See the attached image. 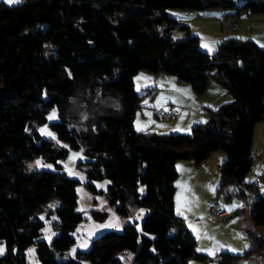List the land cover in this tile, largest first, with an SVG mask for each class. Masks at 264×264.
Instances as JSON below:
<instances>
[{
    "label": "trees",
    "instance_id": "1",
    "mask_svg": "<svg viewBox=\"0 0 264 264\" xmlns=\"http://www.w3.org/2000/svg\"><path fill=\"white\" fill-rule=\"evenodd\" d=\"M233 10L264 14V0H21L0 3V264H27L35 247L38 264H187L205 261L184 220L175 214L176 162L200 164L221 150L222 185L240 189L253 160V135L264 124V51L250 41L223 39L213 54L199 49L188 26H179L167 10ZM179 29L187 35L171 40ZM140 72L164 73L202 93L209 80L221 85L232 101L210 112L189 135L138 132L133 127L141 97L133 78ZM79 88L117 102V109L92 120L84 132L65 118ZM55 113L58 120L49 122ZM48 124L44 136L35 126ZM58 144H61L58 145ZM62 144L66 145L63 147ZM68 148L92 161L87 187L107 181L110 205L119 216L130 207L145 211L140 226L96 237L86 252L65 259L74 232L83 222L76 211L78 182L58 163ZM36 159L53 171L26 165ZM244 190L238 196L244 194ZM58 201L60 206L46 212ZM45 220L54 219L57 236L41 240ZM98 218V215H95ZM251 219L264 227V197L253 203ZM238 257L222 254L218 264Z\"/></svg>",
    "mask_w": 264,
    "mask_h": 264
},
{
    "label": "rangeland",
    "instance_id": "2",
    "mask_svg": "<svg viewBox=\"0 0 264 264\" xmlns=\"http://www.w3.org/2000/svg\"><path fill=\"white\" fill-rule=\"evenodd\" d=\"M209 12L233 13V10L216 9L201 13L191 10H167L171 18L172 15L178 14V20L173 19L179 26L189 27L190 35L199 39V49L204 53L213 55L225 38L250 41L264 51V14L241 13L234 19L228 17L236 24V30L229 32L222 26V18L219 19V16H203ZM186 39L187 35L179 29L171 35L173 42ZM133 86L135 93L141 97L140 107L133 122V127L138 132L189 135L194 126L188 123L189 120L199 119L197 124H204L210 118L211 111H216L221 105L232 101L231 95L214 80H209L206 89L198 94L190 85L179 83L174 76L140 72L133 78ZM117 108L116 101L94 95L86 88H79L76 96L70 101L65 118L78 130L87 132L92 128L93 119ZM159 110L167 112L170 118L167 121L159 119L156 116ZM205 110L208 115L204 114ZM56 120L58 117L55 113L48 118L49 122ZM47 125H36L35 129L44 136L50 135ZM253 143L252 165L245 177L243 189L234 184L222 185L220 168L227 158L224 151L212 152L200 164L193 161L176 162L178 176L174 183L175 214L184 220L197 242V253L206 259H190L187 264H218L222 254L238 257L233 264H264V227H255L251 219L254 201L258 197H264L263 123L256 125ZM62 146L66 147L64 144ZM91 161L83 151L69 148L65 159L58 161L64 172L78 182L76 211L84 217L73 234L75 244L65 252L66 260L74 258L78 252L88 251L91 242L104 233H120L125 226L134 223L139 227L145 215L144 210L132 206L128 216H119L116 212L118 204H109L107 181L93 183L98 193L91 192L87 187L86 178V172L91 168L88 163ZM26 168L28 172L36 169L53 171L54 165L36 159L28 163ZM243 190L245 193L238 196ZM214 204L226 211L228 217L218 219L213 215L211 209ZM58 206L60 203L54 201L46 207V212ZM95 215H98V218H95ZM53 220L44 218L45 227L41 240L48 243L57 236L51 229ZM0 249L3 250L0 252L2 255L4 249ZM25 256L27 264H38L34 246L26 250ZM119 257L121 264H132L131 252H124Z\"/></svg>",
    "mask_w": 264,
    "mask_h": 264
},
{
    "label": "built area",
    "instance_id": "3",
    "mask_svg": "<svg viewBox=\"0 0 264 264\" xmlns=\"http://www.w3.org/2000/svg\"><path fill=\"white\" fill-rule=\"evenodd\" d=\"M222 26L227 29L229 32L236 30V24L232 21V19H227V17H223L221 19ZM156 116L159 119L167 121L170 118V115L165 112L164 110H159L156 112ZM211 212L213 215H215L218 219H224L228 217V214L226 211L220 208L218 204H214L212 206Z\"/></svg>",
    "mask_w": 264,
    "mask_h": 264
},
{
    "label": "crops",
    "instance_id": "4",
    "mask_svg": "<svg viewBox=\"0 0 264 264\" xmlns=\"http://www.w3.org/2000/svg\"><path fill=\"white\" fill-rule=\"evenodd\" d=\"M1 1V3H4V5H6V6H8V7H12V6H15V4L17 5V4H19L20 2H21V0H19V2H9V0H0ZM211 11V10H210ZM209 13H213V14H209ZM208 14H204L203 16H209L210 15V17H211V15L214 17V16H219V19L220 18H222V16L225 14V13H223V12H209ZM176 16V17H175ZM178 16V14H174V15H172V17L173 18H175L176 20H178L177 18H179V17H177ZM195 16L196 17H198V15H196L195 14ZM194 16V17H195ZM204 114H206V115H208L207 113H206V110H205V112H204ZM200 122V120L199 119H191V121L189 120V124H191V126H193V125H195V124H197V123H199ZM188 123H187V125H188ZM257 150V149H256ZM245 192V191H244Z\"/></svg>",
    "mask_w": 264,
    "mask_h": 264
},
{
    "label": "snow or ice",
    "instance_id": "5",
    "mask_svg": "<svg viewBox=\"0 0 264 264\" xmlns=\"http://www.w3.org/2000/svg\"><path fill=\"white\" fill-rule=\"evenodd\" d=\"M9 2H19V0H9ZM206 46V45H205ZM39 163V162H38ZM50 167V166H49ZM247 247V246H246ZM3 250L0 249V252H2Z\"/></svg>",
    "mask_w": 264,
    "mask_h": 264
},
{
    "label": "bare ground",
    "instance_id": "6",
    "mask_svg": "<svg viewBox=\"0 0 264 264\" xmlns=\"http://www.w3.org/2000/svg\"><path fill=\"white\" fill-rule=\"evenodd\" d=\"M227 19H230V18L227 17Z\"/></svg>",
    "mask_w": 264,
    "mask_h": 264
}]
</instances>
